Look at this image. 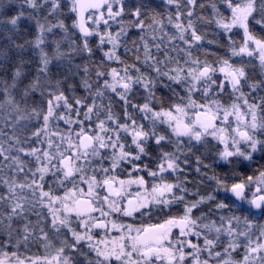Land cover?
<instances>
[{"label":"snow or ice","instance_id":"obj_1","mask_svg":"<svg viewBox=\"0 0 264 264\" xmlns=\"http://www.w3.org/2000/svg\"><path fill=\"white\" fill-rule=\"evenodd\" d=\"M0 264H264V0H0Z\"/></svg>","mask_w":264,"mask_h":264}]
</instances>
